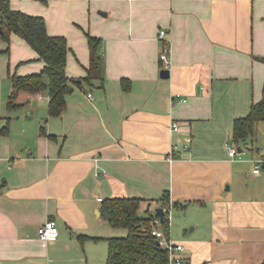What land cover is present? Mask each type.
Listing matches in <instances>:
<instances>
[{
    "label": "crops",
    "instance_id": "0c3cea01",
    "mask_svg": "<svg viewBox=\"0 0 264 264\" xmlns=\"http://www.w3.org/2000/svg\"><path fill=\"white\" fill-rule=\"evenodd\" d=\"M11 5L67 37L70 77L90 65L86 31L99 37L104 78L73 85L60 116L49 115L47 93L23 91L9 108L11 74L40 73L44 62L19 36L0 39V264H100L99 243L118 236L103 201L141 198L145 211L161 207L165 192L173 207H200L207 233L189 246L193 263L183 244L186 264H263L264 170H253L264 145L256 126L235 142L233 125L264 95V0ZM161 29L171 44L167 79ZM51 219L58 238L43 240Z\"/></svg>",
    "mask_w": 264,
    "mask_h": 264
},
{
    "label": "trees",
    "instance_id": "16d2710c",
    "mask_svg": "<svg viewBox=\"0 0 264 264\" xmlns=\"http://www.w3.org/2000/svg\"><path fill=\"white\" fill-rule=\"evenodd\" d=\"M0 28L1 40L9 43L12 35L19 36L44 62L40 73L11 74L12 91L7 102L9 108L18 106L17 98L23 91L31 94L43 92L49 97V115L60 116L67 108V96L73 85L83 87V82L91 83L104 78L102 40L87 31L90 65L86 68V76L74 78L67 73L68 56L72 51L69 41L65 36L51 35L44 17L14 9L11 0H0ZM4 53L8 54L9 50ZM128 83L126 80L123 82L126 89L130 87L126 85ZM259 122H264V95L261 101L252 104L247 116L234 121L235 142L242 143L253 136ZM162 201L163 204L169 201L168 192H165ZM143 202V199L133 197H113L103 201L102 213L109 223L128 231L126 236L106 238L109 244L106 264H170L169 252L161 244H157V239L149 230L154 212L148 208L145 210L146 214L141 215ZM164 230L169 236L168 223L164 225Z\"/></svg>",
    "mask_w": 264,
    "mask_h": 264
},
{
    "label": "built area",
    "instance_id": "2783aa9c",
    "mask_svg": "<svg viewBox=\"0 0 264 264\" xmlns=\"http://www.w3.org/2000/svg\"><path fill=\"white\" fill-rule=\"evenodd\" d=\"M159 39L164 40L165 44L160 55V60L162 63L163 69H169L172 65L171 58V44L170 40L167 37V30L161 29L159 33ZM39 98H44L45 94L43 92L38 93ZM176 98H181V94H176ZM88 98L94 100L93 94L89 93ZM187 99L183 98V101ZM179 124L177 122L173 123V130H178ZM230 156H235L238 153L237 147L229 145ZM172 155V154H171ZM264 170V148L262 149L259 158L257 159V165L254 168V174H259ZM99 201H102V198H98ZM164 211V217L161 218L157 215L156 211L154 216L149 222V230L153 236L160 242V244L169 252L170 264H186L185 257L183 256V251L185 246L182 243H174L166 235L164 230V225L168 223L170 226L172 219V208L173 204L171 202L164 203L161 205ZM39 236L43 240L55 241L59 235V228L54 220H48L39 228Z\"/></svg>",
    "mask_w": 264,
    "mask_h": 264
},
{
    "label": "rangeland",
    "instance_id": "374dc122",
    "mask_svg": "<svg viewBox=\"0 0 264 264\" xmlns=\"http://www.w3.org/2000/svg\"><path fill=\"white\" fill-rule=\"evenodd\" d=\"M257 137V145L262 146L264 145V122H259L256 125V134L254 137ZM250 156V155H249ZM248 156V157H249ZM252 159V155L250 157V160ZM253 166V165H252ZM152 208L150 210H156L158 207L157 203H153ZM200 210V207L198 205H191L187 209L184 207H173L172 208V219H171V229H170V240L174 243H182L186 246L185 253L190 256V261L193 263V259L197 258L195 255H191L190 251L192 250V247H189L191 245V242L195 241L198 238L206 236V228L204 223H202V220L198 217V211ZM145 211H141V215H145ZM117 230V237H122L128 235V231L126 228L119 227L116 228ZM108 243V241L105 243L104 241H101L99 244H101V247L98 251V257H100V260L98 259L100 264H105L107 257H108V250H109V244L105 247V245ZM105 244V245H104ZM195 257V258H194ZM204 264V263H200Z\"/></svg>",
    "mask_w": 264,
    "mask_h": 264
},
{
    "label": "water",
    "instance_id": "95a60500",
    "mask_svg": "<svg viewBox=\"0 0 264 264\" xmlns=\"http://www.w3.org/2000/svg\"><path fill=\"white\" fill-rule=\"evenodd\" d=\"M0 30H1V28H0ZM160 75L162 78L167 79L170 77V70L169 69H163V70H161ZM80 83H82L81 80H80ZM72 90H73V88L70 89V92H72ZM239 151H243L242 148H239ZM150 206H151V204H149V207ZM155 211H156L158 216H160L161 218L164 217V211H163L162 207L156 208ZM157 244L160 245V242L158 240H157Z\"/></svg>",
    "mask_w": 264,
    "mask_h": 264
}]
</instances>
